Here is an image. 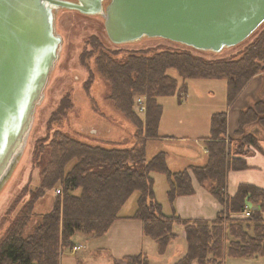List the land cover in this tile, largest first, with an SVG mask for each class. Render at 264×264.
I'll return each mask as SVG.
<instances>
[{
    "label": "trees",
    "instance_id": "obj_1",
    "mask_svg": "<svg viewBox=\"0 0 264 264\" xmlns=\"http://www.w3.org/2000/svg\"><path fill=\"white\" fill-rule=\"evenodd\" d=\"M252 36L236 52L212 58L185 48L162 46L121 51L107 47L97 35L88 36L80 56L89 69L85 90L94 79L88 62L92 58L95 71L108 86L106 100L133 125L132 143L125 147L91 144L54 128L66 118L72 105L69 92L64 94L46 122V133L35 140L32 148L31 166L37 169V185L32 189L25 185L27 199L8 218L14 202L6 210L7 217L0 220V264H59L64 248L75 245L73 237L77 233L91 237L105 234L134 191L137 197L132 217L142 222L143 233L154 240L159 254L177 237L173 225L184 227L186 251L174 264H223L225 256H263L264 189L241 183L229 196L226 173L246 167L242 156L250 147L264 154L253 135H243L250 123L259 122L264 128V100L239 112L235 134L241 137L236 148L227 136L226 111L211 115L206 163L189 168L224 206L213 220L182 219L173 209L170 214L163 213L151 173L165 175L171 207L176 196L193 192L191 178L186 168L170 171L164 151L146 155L147 142L159 138V96L177 93L181 97L187 79H224L230 104L251 77L264 73V22L243 42ZM171 70L182 79L181 84ZM136 96L143 97V118L133 109ZM54 188L59 191L52 208L35 214L36 201ZM246 206L250 214L243 216ZM124 260L126 264H149L145 252L125 256Z\"/></svg>",
    "mask_w": 264,
    "mask_h": 264
},
{
    "label": "rangeland",
    "instance_id": "obj_2",
    "mask_svg": "<svg viewBox=\"0 0 264 264\" xmlns=\"http://www.w3.org/2000/svg\"><path fill=\"white\" fill-rule=\"evenodd\" d=\"M55 30L62 37L58 58L49 74L42 98L36 105L31 128L23 150L13 163L5 181L0 186V220L5 216L7 217L6 210L14 202V208L9 212L8 218H11L22 206L23 201L27 199L28 193L24 191L25 185H27L29 189L37 185V169L31 166L32 148L35 140L46 133V122L51 112L56 109L61 97L67 92L70 94L72 105L67 112L66 118L63 119L61 123L55 125L54 128L67 131L75 137L91 144L125 147L132 143L133 125L114 108L109 100H106L105 96L109 89L107 84L95 71L92 58L89 59L88 62L93 72L94 79L89 84L88 90H85V81L89 77V69L85 65L86 60L84 61L85 64H83L80 56L84 49L85 39L88 36L97 35L104 41L107 47L119 49L121 51L162 46L189 49L191 52L207 58L230 55L246 46L254 37H250L246 42L242 41L234 46L226 47L219 52L198 50L161 37H143L137 41L116 44L108 39L104 29L103 17L101 15H86L76 10L65 8H59L56 11ZM171 73L178 79V84H181L182 79L177 75L176 71L171 70ZM261 74L262 75L248 82L241 95H237L239 98H235L230 104L227 103L226 82L224 79H187L186 91L181 97H178L177 93H174L172 95L159 96L157 98L158 103L161 104L162 110L158 124V132L171 133L174 129L173 119L176 115H180V118L183 116H193L194 119L196 118L193 130L196 132V126H199L202 122L199 131L197 130L198 132H202L205 122L202 121L201 116L206 114L207 111V121L210 127L212 113L224 110L227 113V126L230 130L231 138L233 139V146L236 148L241 137L236 135L235 131H233V125L237 123L236 121L238 120V112L252 107L256 101L264 100L258 98L261 95L259 94L261 90L264 92V73ZM254 95L257 96L256 100H254ZM137 97L139 96L134 98L133 109L140 118H143L144 111H140L135 105ZM140 97L143 99L142 96ZM250 97L252 100L249 101ZM176 133H179L177 135H183L181 131ZM244 134H251L258 141L261 137L264 140V128L259 122H253L247 125L243 130V135ZM188 143V148H181L179 149L180 152L176 154L173 151V147L176 146L175 143L165 140H152L146 145V155L150 157L158 150H162L165 152L166 158L168 156L169 161H171L170 157L173 158L174 162L172 163L171 161L173 165L182 168L186 164H191V162L193 163L195 160L202 159L206 155L201 140L194 142L193 136L190 135ZM191 148L193 149L192 152ZM171 163L169 167H171ZM152 176L155 185L154 191H156L155 197L162 205V212L168 213V203L165 199V192L167 189L165 175L157 172L153 173ZM73 192L76 193L77 191ZM56 193L58 194L54 188L48 190L40 197L34 205L35 214L49 211L52 208ZM136 196L137 194L134 191L121 206L119 214L133 212ZM1 232L2 230H0V233ZM185 248V241L183 239H176L169 243L167 250L171 254L173 253L174 256H177L181 252L184 253ZM71 249V246L64 248L62 258H75L77 255H81V252L85 250L83 247L74 254L70 253V251H72ZM145 251L149 254L151 264L166 263V259H160L159 262L157 261L158 253H156V243L153 239L146 238ZM229 262L230 261L227 259V264H229ZM93 264L113 263L106 260H96Z\"/></svg>",
    "mask_w": 264,
    "mask_h": 264
},
{
    "label": "water",
    "instance_id": "obj_3",
    "mask_svg": "<svg viewBox=\"0 0 264 264\" xmlns=\"http://www.w3.org/2000/svg\"><path fill=\"white\" fill-rule=\"evenodd\" d=\"M59 8L101 15L116 44L161 37L213 52L244 41L264 22V0H0V186L58 58Z\"/></svg>",
    "mask_w": 264,
    "mask_h": 264
},
{
    "label": "crops",
    "instance_id": "obj_4",
    "mask_svg": "<svg viewBox=\"0 0 264 264\" xmlns=\"http://www.w3.org/2000/svg\"><path fill=\"white\" fill-rule=\"evenodd\" d=\"M259 75L262 74L259 73L254 75L248 82H250L252 79L256 78ZM245 87L238 94L239 96L244 91ZM259 94L261 95L258 98L264 99V92H262V90ZM239 96H237L236 98L238 99ZM256 99L257 96H255L254 100ZM250 100H252L251 97L249 98V101ZM201 118L202 121L205 122L203 124V131L198 132L202 125L201 122L199 126H196V132H195L193 129L195 127L196 118L194 119L193 116L190 117L183 116L182 118H180V115H176L173 119L174 120L173 131L171 133L159 132V138L154 140L157 141L165 140L168 142L175 143L176 146L173 147L174 148L173 151L176 154H178L180 152L179 149L188 148L190 135H192L194 142H196L197 140L198 141L201 140L206 154L205 142L206 140H208L207 136L209 135V128H210L207 121L208 118L207 111L206 114H203L201 116ZM236 122L238 123V120ZM237 123H235L236 125L235 124L233 125V131L236 130ZM178 131H181L183 135H177L179 134L176 133ZM227 136L231 138V134L228 126H227ZM259 142L261 146L264 148V140L262 139V137L261 139H259ZM192 151L193 149L191 148V152ZM242 157L245 159L246 167L242 169H230L226 173V193L229 196H232L236 193L238 186L241 183L252 184L264 189V154L260 150L251 148ZM170 159L173 163L174 162L173 158L170 157ZM206 160H207V156L205 155V157H203L202 159L195 160L193 163L191 162V164H186L182 168L181 167L179 168L176 167V165H173L171 161H169V158L167 156L166 163L170 171H177L184 168L188 169L191 178V184L193 187V192L190 194H182L176 196L172 207L170 206L166 196L165 199L166 202L168 203L169 212L165 214H170L173 209L175 214H177L182 219L202 218L206 220H213L217 216L218 212L223 210L224 206L222 205V203H220L208 191L206 187H204L198 182V180L192 173L191 169L189 168L190 166L193 165H203L206 163ZM170 163L172 164L171 167H169ZM153 173H157V172H153ZM153 173H151V176L153 175ZM165 183L167 186L166 187L167 188L166 192H167L168 182L166 180V177H165ZM153 188H155L154 178H153ZM155 192L156 191H154V193ZM249 207L253 209L254 206L250 204ZM161 209H162V205H161ZM132 213L119 214V217H117V219L113 221L107 232L100 237L84 236L82 234L77 233L73 237V244L78 245L79 248L75 251H70V253L76 254L83 247L85 248V250L81 252V255H77L75 258H71V259L62 258V255L64 254L63 251V253L60 256L59 264H93V262H95L96 260L98 261L106 260L113 264L115 263L126 264V261L124 260L125 256L136 255L140 252H145L148 255L149 264H151L149 254L145 251L146 238H150V237L146 236L143 233L142 222L139 219L132 217ZM262 217L264 219V208L262 210ZM173 231H175L177 234V237L174 240L183 239L186 243L184 227L181 224H174ZM168 247L169 244L167 248ZM185 251L186 248L184 250V253ZM156 253H158L157 248H156ZM184 253L181 252L177 256H174L173 253L171 254L166 249L163 254L158 253L157 261L159 262L160 259L163 260L166 259L165 264H174ZM227 259L230 261L229 264H264V255L263 256L253 255L248 257L225 256L223 259V264H227ZM192 264H198V263L196 261H193Z\"/></svg>",
    "mask_w": 264,
    "mask_h": 264
},
{
    "label": "built area",
    "instance_id": "obj_5",
    "mask_svg": "<svg viewBox=\"0 0 264 264\" xmlns=\"http://www.w3.org/2000/svg\"><path fill=\"white\" fill-rule=\"evenodd\" d=\"M135 105L137 107V109H139L140 111H144L145 110V105H144V102H143V99L141 97H137L136 98V102H135ZM59 189H56V192H58ZM250 214V210L248 207H245L244 210L241 212V215L243 216H248ZM79 248L78 245H73L72 246V251H75Z\"/></svg>",
    "mask_w": 264,
    "mask_h": 264
}]
</instances>
